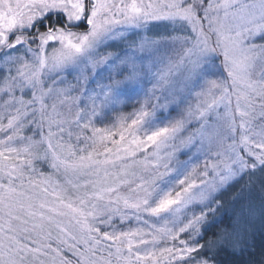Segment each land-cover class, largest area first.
<instances>
[{
	"label": "snow or ice",
	"instance_id": "obj_1",
	"mask_svg": "<svg viewBox=\"0 0 264 264\" xmlns=\"http://www.w3.org/2000/svg\"><path fill=\"white\" fill-rule=\"evenodd\" d=\"M257 40L264 0H0V264H217L264 222Z\"/></svg>",
	"mask_w": 264,
	"mask_h": 264
},
{
	"label": "trees",
	"instance_id": "obj_2",
	"mask_svg": "<svg viewBox=\"0 0 264 264\" xmlns=\"http://www.w3.org/2000/svg\"><path fill=\"white\" fill-rule=\"evenodd\" d=\"M129 110L130 107L123 109L124 112H128ZM110 122L112 121L107 120L103 124L96 122L95 126L97 128L105 127L107 126V123ZM75 135L76 133L74 132L72 139L68 141L73 147L83 148L86 147L87 144H90V141H84L83 136H91V131L83 133L79 142H77ZM65 140L67 141L68 138L65 137ZM88 150L91 151V148ZM43 171L46 175L51 173V169L47 167H44ZM246 180L247 178L241 180L238 184L224 192L219 197L224 202L225 209H222L217 213V223L208 229L205 234V239L213 237L214 233H219L221 229L231 224L232 218L240 210L239 204L233 205L232 196L242 184H245ZM252 197L255 201H259L260 192L258 187H253ZM225 239L216 252L217 264H261V260L264 259V222H262L261 219L257 226L247 232L241 239L237 240L235 236H229Z\"/></svg>",
	"mask_w": 264,
	"mask_h": 264
},
{
	"label": "rangeland",
	"instance_id": "obj_3",
	"mask_svg": "<svg viewBox=\"0 0 264 264\" xmlns=\"http://www.w3.org/2000/svg\"><path fill=\"white\" fill-rule=\"evenodd\" d=\"M74 30H83V29H74ZM257 43H261V42H264V41H259L257 40L256 41ZM117 49L113 48V49H109V51H116ZM51 51V48H49V52ZM72 77H69V80H71ZM148 88L151 87V85H148L147 86ZM142 98V97H141ZM135 99V98H134ZM132 111V107H130V110L128 112ZM173 115H175V113H173ZM112 122L110 123H107V126H110ZM26 135H31L32 133L31 132H26L25 133ZM193 155V153H189V156ZM181 159H188V156H184V157H181ZM206 157L201 155L198 159H193L192 163L193 164H197L199 165L201 168L203 167V164H204V161H205ZM256 204L258 205L259 204V201H255ZM260 221V217L259 215L257 214L255 217L251 218L250 222H249V225H248V231L249 232L252 228L256 227L258 222ZM114 225H115V230L116 231H127L131 228H136L138 226H141V225H138L135 220H132L130 222H124V223H121V221L118 219V218H115L114 221H113ZM102 231H112L113 229L110 228V227H102L101 228ZM232 237V236H231ZM226 240V239H225ZM227 241V240H226ZM166 245L164 244H161L160 247H164Z\"/></svg>",
	"mask_w": 264,
	"mask_h": 264
}]
</instances>
